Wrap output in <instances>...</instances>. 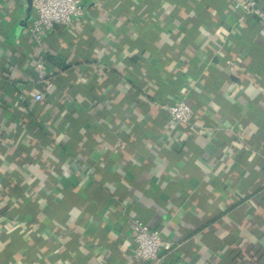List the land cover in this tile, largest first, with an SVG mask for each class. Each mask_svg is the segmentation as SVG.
Segmentation results:
<instances>
[{
	"label": "crops",
	"instance_id": "crops-1",
	"mask_svg": "<svg viewBox=\"0 0 264 264\" xmlns=\"http://www.w3.org/2000/svg\"><path fill=\"white\" fill-rule=\"evenodd\" d=\"M236 1L84 0L35 37L0 0V264H143L136 219L158 264H264V37Z\"/></svg>",
	"mask_w": 264,
	"mask_h": 264
},
{
	"label": "built area",
	"instance_id": "built-area-1",
	"mask_svg": "<svg viewBox=\"0 0 264 264\" xmlns=\"http://www.w3.org/2000/svg\"><path fill=\"white\" fill-rule=\"evenodd\" d=\"M234 7L240 12L238 20L246 21L255 17L261 22L259 33L264 37V5L258 0H237ZM34 17L29 26V32L39 37L44 31L56 26H69L74 20L86 16L84 0H32ZM54 71L45 68L43 63H37L35 69L36 81L43 84L42 90H32L30 95L36 100H41L45 92L54 88ZM158 106L165 110L177 125L192 124L194 110L183 98L173 101L160 102ZM136 231L134 234V253L143 264H158L159 256L165 247V240L161 233L144 223L135 220Z\"/></svg>",
	"mask_w": 264,
	"mask_h": 264
},
{
	"label": "water",
	"instance_id": "water-1",
	"mask_svg": "<svg viewBox=\"0 0 264 264\" xmlns=\"http://www.w3.org/2000/svg\"><path fill=\"white\" fill-rule=\"evenodd\" d=\"M27 7H28V15L24 19L23 23H26V20L28 19L29 15H30V11L32 9V0H27Z\"/></svg>",
	"mask_w": 264,
	"mask_h": 264
},
{
	"label": "trees",
	"instance_id": "trees-1",
	"mask_svg": "<svg viewBox=\"0 0 264 264\" xmlns=\"http://www.w3.org/2000/svg\"><path fill=\"white\" fill-rule=\"evenodd\" d=\"M62 69L64 70L65 67H63ZM54 73H55V74H54V77H53L52 81H53V82H56V81H55V77H56L57 71L55 70ZM165 102H167V101H165ZM191 107H192V106H191ZM193 110H194V109H193ZM183 126H184V125H183Z\"/></svg>",
	"mask_w": 264,
	"mask_h": 264
}]
</instances>
